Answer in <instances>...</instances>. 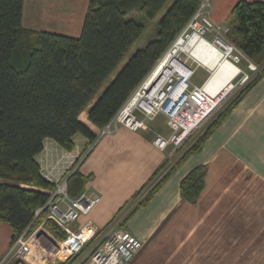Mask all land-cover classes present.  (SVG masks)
Instances as JSON below:
<instances>
[{"label": "trees", "instance_id": "1", "mask_svg": "<svg viewBox=\"0 0 264 264\" xmlns=\"http://www.w3.org/2000/svg\"><path fill=\"white\" fill-rule=\"evenodd\" d=\"M199 1L89 0L81 33L72 37L24 28L23 0H0V224L9 225L11 240L45 216L42 212L35 217L36 209L54 188L36 160L44 139L51 138L72 150L73 136L79 133L92 144L97 131L82 121L80 114L86 109V119L94 128L104 126L172 43ZM136 15L150 21L157 18V25L153 38L131 50L145 30ZM227 27L236 46L260 63V69L205 131L178 149L175 164L201 149L264 72V1L238 0ZM165 165L136 194L146 191L134 208L148 202L169 175L174 165L162 172ZM204 176V167L189 171L180 181V196L196 203ZM87 180L88 176L78 171L71 173L67 178L69 195L78 196ZM45 226L59 239L64 237L51 221ZM76 258L64 264H73Z\"/></svg>", "mask_w": 264, "mask_h": 264}, {"label": "crops", "instance_id": "2", "mask_svg": "<svg viewBox=\"0 0 264 264\" xmlns=\"http://www.w3.org/2000/svg\"><path fill=\"white\" fill-rule=\"evenodd\" d=\"M237 1L211 0V20L227 26ZM88 2L23 0L21 24L78 37ZM238 66L249 71L244 58ZM257 72L250 74L253 77ZM83 121L97 131L87 119ZM157 132L168 136L170 130L164 132L147 122L138 130L119 125L90 145L76 133L72 150L44 139L36 155L40 170H64L82 155L76 171L88 176L84 190L100 195L91 211L71 227L90 222L98 229V237L113 228L127 229L143 243L128 264H264V72L201 149L178 163H174L178 150L172 151L171 145L162 150L153 144ZM163 164L162 172L174 166L148 202L134 208L144 191L136 194ZM198 166L205 169L204 187L196 203H190L180 196L179 184ZM10 240L9 225L1 223L0 257Z\"/></svg>", "mask_w": 264, "mask_h": 264}, {"label": "built area", "instance_id": "3", "mask_svg": "<svg viewBox=\"0 0 264 264\" xmlns=\"http://www.w3.org/2000/svg\"><path fill=\"white\" fill-rule=\"evenodd\" d=\"M210 9L211 0H200L166 53L178 44L188 41L193 35L207 40L223 51L225 57L237 68L236 75L220 94V99H223L229 92L250 81V71L255 72L257 67L238 46L225 39L228 27L217 26L209 16ZM207 34L211 35L210 38ZM174 54L175 64L159 59L146 75L148 77L142 79L116 114L97 130L96 139L114 132L119 125L130 130L145 128L146 119L161 114L170 132L168 136L157 132L153 144L162 150L168 145H171L172 151L181 147L219 102L207 106L218 97L211 96L204 87L209 74L199 85L192 82L196 68L201 65L187 52L176 49ZM243 58L247 61L249 71L238 66ZM160 61L163 62L162 65ZM79 160L81 157L71 161L61 171L41 170L43 177L54 185L46 202L35 211V217L42 212L45 217L38 226L29 225L10 240L6 251L0 257V264H64L72 257H78L84 246L91 241L93 246L74 264H128L142 248V241L122 227L113 228L101 237H98V229L90 222L78 228L71 227L81 215L88 214L100 201L99 194L85 190L75 197L69 195L67 178L76 171ZM46 220L52 221L57 231L64 234L62 239L55 238L43 229ZM42 229L52 244V248L45 247L44 251L35 249V245H39L40 239L44 237V232L40 231ZM45 254L51 256L46 263Z\"/></svg>", "mask_w": 264, "mask_h": 264}, {"label": "rangeland", "instance_id": "4", "mask_svg": "<svg viewBox=\"0 0 264 264\" xmlns=\"http://www.w3.org/2000/svg\"><path fill=\"white\" fill-rule=\"evenodd\" d=\"M138 17V19H140L141 21H143L144 25H145V30H144V33L141 35V37L138 39V41L134 44V46L132 47L131 50L143 45L149 38H153V36L155 35V31H156V25H157V18L153 19V20H147V19H144L142 16L140 15H136ZM208 38H210V34H207L206 35ZM225 39H227L228 41L234 43L233 39L230 37V34L228 35V30L226 31L225 33ZM235 44V43H234ZM236 45V44H235ZM169 47V46H168ZM168 47L166 48V50L159 56V58L156 60V62L154 63V65L152 66V68L150 69V71L153 69V67L156 65V63L159 61V59L163 58V56L166 54L167 52V49ZM131 54V53H130ZM128 57V55H127ZM255 64V66L257 67L256 71L257 72L259 69H260V63H257V62H253ZM118 71V70H117ZM149 71V72H150ZM148 72V73H149ZM147 73V74H148ZM207 71L204 70V68L202 67H198L196 68L195 70V74L193 75L192 77V81L195 83H202L204 81V79L206 78L207 76ZM115 75V73H114ZM113 75V76H114ZM112 76V77H113ZM112 77L109 79V81L107 82V84L112 80ZM148 76L144 77V78H147ZM106 84V85H107ZM105 85V86H106ZM240 89V87L232 90L231 92H229L219 103L218 105L215 107V109L206 117V119L199 125V127L191 134L190 137H188V139L185 140V142H183V144L181 145V147H185L186 145L185 144H189L193 139H195L197 136H199L203 131H205V129L218 117L219 113L227 106V104L230 102V100L234 97V95L237 93V91ZM91 105V104H90ZM89 108V107H88ZM86 117V109L80 114V119L83 121V120H86L85 119ZM164 118L161 114H159L157 117H155L154 119L152 120H148L146 119V122L152 126H155V127H159L161 126L163 129H164V132H166L167 130L169 131V128L167 127V130L164 128L165 124H164ZM178 150V149H177ZM82 155H80L81 157ZM157 179V178H156ZM155 179V181H156ZM154 180L150 182V184L146 187L145 190H148L149 186L151 184H153L155 182ZM146 191H144V193L142 195L145 194ZM138 197H136L137 199ZM135 200V199H134ZM134 200L132 199V205L134 204ZM134 206V205H133ZM132 206V207H133ZM129 210V209H128ZM128 210L126 213H128ZM45 217V216H44ZM44 219V218H43ZM42 219V220H43ZM41 220V221H42ZM40 221V222H41ZM46 221H50V220H46ZM45 221V222H46ZM38 222V223H40ZM45 222H44V225H43V229L44 230H47L48 233H50L51 235L53 234L55 236V238L57 237L55 232L49 228H47L45 226ZM52 222V221H51ZM53 223V222H52ZM54 224V223H53ZM39 225V224H38ZM36 224V226H38ZM55 225V224H54ZM56 227V226H55ZM57 228V227H56ZM40 230L42 232H44V237H42L40 239V242H39V245L36 244L35 245V249L37 250H41V251H44L43 248L47 247V248H52V244L49 242V240L47 239L46 237V234H45V231L44 230ZM93 246V243L92 241L90 243H88L87 245L84 246V249H83V252L75 259V262L79 261L80 257H82L85 253H87L90 248ZM45 259H44V262H48L50 260V257L48 254H45ZM74 262V263H75ZM73 263V264H74Z\"/></svg>", "mask_w": 264, "mask_h": 264}, {"label": "bare ground", "instance_id": "5", "mask_svg": "<svg viewBox=\"0 0 264 264\" xmlns=\"http://www.w3.org/2000/svg\"><path fill=\"white\" fill-rule=\"evenodd\" d=\"M176 49L189 53L199 65L209 71L204 87L211 96L218 97L208 103L207 106H213L220 102L222 100L220 99L221 92L236 75V66L225 57V53L218 47L205 39H199L195 35L190 37L188 41L178 44L172 51L166 53L162 59L175 64L176 57H174V53Z\"/></svg>", "mask_w": 264, "mask_h": 264}]
</instances>
